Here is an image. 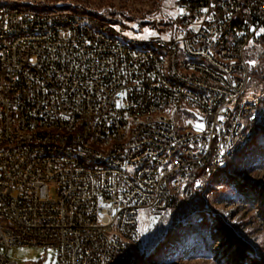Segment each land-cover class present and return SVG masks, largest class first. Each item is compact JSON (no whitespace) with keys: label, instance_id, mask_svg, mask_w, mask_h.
Masks as SVG:
<instances>
[{"label":"built area","instance_id":"obj_1","mask_svg":"<svg viewBox=\"0 0 264 264\" xmlns=\"http://www.w3.org/2000/svg\"><path fill=\"white\" fill-rule=\"evenodd\" d=\"M175 3L152 37L0 3V250L132 264L140 214L159 220L258 135L264 0Z\"/></svg>","mask_w":264,"mask_h":264},{"label":"rangeland","instance_id":"obj_2","mask_svg":"<svg viewBox=\"0 0 264 264\" xmlns=\"http://www.w3.org/2000/svg\"><path fill=\"white\" fill-rule=\"evenodd\" d=\"M29 8L46 9L62 5L81 13L117 23L143 37L165 36L174 29L177 14L175 0H0ZM250 96L258 103L260 127L264 126V52L253 69ZM264 133H258L242 152L212 175L201 191L186 199L179 197L177 209L167 211L153 222L146 212L140 214L139 254L146 264H222L218 249L222 243L214 238L215 215L223 217L236 233L253 248L254 257L264 258V202L252 185L264 190ZM251 187L241 189V184ZM55 196V191L51 192ZM259 203V201H261ZM213 229V230H212ZM176 239L174 244L167 241ZM14 264H57L53 248L16 246L0 253Z\"/></svg>","mask_w":264,"mask_h":264},{"label":"trees","instance_id":"obj_3","mask_svg":"<svg viewBox=\"0 0 264 264\" xmlns=\"http://www.w3.org/2000/svg\"><path fill=\"white\" fill-rule=\"evenodd\" d=\"M264 133V126L260 127L259 133ZM245 152V150H244ZM261 158H264V148L261 151ZM241 189L244 187H251L248 183L241 184ZM252 189L257 191L264 202V190L260 187L259 184L252 185ZM179 198L176 201L175 207L172 210L177 209L181 204H179ZM259 201L260 202H262ZM261 219L264 220V205L261 212ZM213 226V235L214 238H220L222 240L221 245L218 249L219 260L222 264H264V258L262 257H254L252 253L254 252L252 246L245 241L242 237H240L233 227L227 223V221L219 216L215 215ZM177 240L171 239L166 242V244H174ZM132 264H146L144 254H139L137 251L134 254L133 263Z\"/></svg>","mask_w":264,"mask_h":264},{"label":"snow or ice","instance_id":"obj_4","mask_svg":"<svg viewBox=\"0 0 264 264\" xmlns=\"http://www.w3.org/2000/svg\"><path fill=\"white\" fill-rule=\"evenodd\" d=\"M198 130L202 128V125H197Z\"/></svg>","mask_w":264,"mask_h":264}]
</instances>
